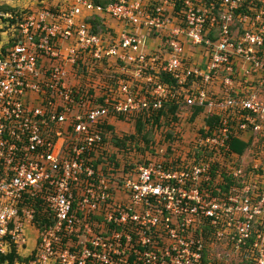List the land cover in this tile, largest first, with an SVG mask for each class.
Returning a JSON list of instances; mask_svg holds the SVG:
<instances>
[{"label":"built area","instance_id":"1","mask_svg":"<svg viewBox=\"0 0 264 264\" xmlns=\"http://www.w3.org/2000/svg\"><path fill=\"white\" fill-rule=\"evenodd\" d=\"M262 71L264 0L0 11V255L33 229L17 264H264L262 146L230 148L264 143ZM171 102L203 108L193 138L176 125L120 182L95 171L99 125ZM35 198L51 225L36 227Z\"/></svg>","mask_w":264,"mask_h":264},{"label":"trees","instance_id":"2","mask_svg":"<svg viewBox=\"0 0 264 264\" xmlns=\"http://www.w3.org/2000/svg\"><path fill=\"white\" fill-rule=\"evenodd\" d=\"M97 3L105 6L108 0H96ZM51 4V3H50ZM0 11L18 12L19 10L10 8L9 6H0ZM93 24L100 27L98 18H95ZM98 31V30H97ZM99 69H96V72ZM86 79L87 74L81 73ZM95 76L92 77L94 79ZM161 81L172 85L173 78L170 75L162 74ZM100 80L96 79L91 84L95 86ZM116 75H107V82L115 83ZM203 112V108L187 106L184 103L171 102L163 108L154 111H145L133 115H118L110 116L103 124L99 125L102 132V143L99 146L97 156L91 154L88 158L90 164L109 181H121L123 172L127 173L139 165L145 164L147 160L154 156L156 149L165 146L168 143H173L176 140L179 124V117L182 114L189 113L187 122L192 123L196 120L199 113ZM213 118L204 119L205 123L211 124ZM128 123L133 128V133H124L119 136L116 131L115 124ZM159 136V138H158ZM251 147L250 142H243L238 138H232L230 148L233 152L241 155L245 150ZM127 151L130 156L126 157V163L118 156L119 152ZM170 153L171 148H168ZM36 209L35 224L37 228H42L52 224L51 219L47 216L48 208L40 198L31 200ZM29 259L23 258L17 252L16 246H12L7 255H0V264H17L25 262Z\"/></svg>","mask_w":264,"mask_h":264},{"label":"rangeland","instance_id":"3","mask_svg":"<svg viewBox=\"0 0 264 264\" xmlns=\"http://www.w3.org/2000/svg\"><path fill=\"white\" fill-rule=\"evenodd\" d=\"M44 1L45 4H53V5H57V4H61L62 0H0V6L2 5H6L9 6L10 8H14L17 10H36L41 6V2ZM259 78H261V81H264V71H262L259 74ZM260 81V82H261ZM185 116H181L179 117L180 122L178 124L179 128L180 126L183 127V129L186 131V136L187 138H190L193 136L189 133V132H193V129H197L200 126V122L199 123H188L187 120L185 119ZM189 125H191V128L189 127ZM116 127V131L117 134L119 136H122V134L124 133H133V128L130 124L128 123H118L115 124ZM159 138V136H158ZM118 156L120 157V159H122V162L125 164L126 163V157L128 158L130 156V154H128V152L123 151V152H119ZM250 157H256L254 155H249ZM29 249V248H28ZM19 255L22 256L23 258H28L27 255V248L26 250H21L19 252Z\"/></svg>","mask_w":264,"mask_h":264},{"label":"crops","instance_id":"4","mask_svg":"<svg viewBox=\"0 0 264 264\" xmlns=\"http://www.w3.org/2000/svg\"><path fill=\"white\" fill-rule=\"evenodd\" d=\"M27 233H28V236H29V242H28V244H29L28 248L29 249L27 251L29 252V250L33 249V247L35 246L36 233H35V231L33 229H29L27 231Z\"/></svg>","mask_w":264,"mask_h":264},{"label":"clouds","instance_id":"5","mask_svg":"<svg viewBox=\"0 0 264 264\" xmlns=\"http://www.w3.org/2000/svg\"><path fill=\"white\" fill-rule=\"evenodd\" d=\"M263 141H264V140H263ZM248 142H250V144H251V141H248ZM261 146H262V148H261L262 151H261V149H260V152H254L253 154H255V153H261V152L264 153V143H260V144L256 145V147H252V145H251V147H248L247 149L250 148V149L253 150V151H258L257 148H258V147H261ZM247 149H246V150H247ZM246 150H245V151H246ZM244 153H245V152H244Z\"/></svg>","mask_w":264,"mask_h":264}]
</instances>
